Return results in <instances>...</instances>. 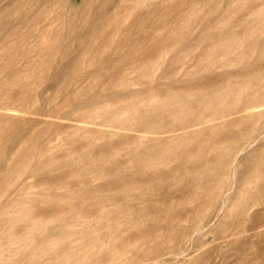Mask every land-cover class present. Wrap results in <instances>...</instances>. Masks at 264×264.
<instances>
[{
	"label": "rangeland",
	"instance_id": "1",
	"mask_svg": "<svg viewBox=\"0 0 264 264\" xmlns=\"http://www.w3.org/2000/svg\"><path fill=\"white\" fill-rule=\"evenodd\" d=\"M0 264H264V0H0Z\"/></svg>",
	"mask_w": 264,
	"mask_h": 264
},
{
	"label": "bare ground",
	"instance_id": "2",
	"mask_svg": "<svg viewBox=\"0 0 264 264\" xmlns=\"http://www.w3.org/2000/svg\"><path fill=\"white\" fill-rule=\"evenodd\" d=\"M44 232V231H43Z\"/></svg>",
	"mask_w": 264,
	"mask_h": 264
}]
</instances>
